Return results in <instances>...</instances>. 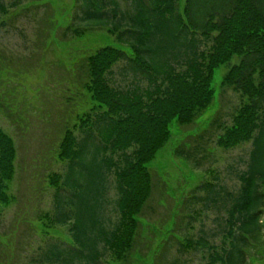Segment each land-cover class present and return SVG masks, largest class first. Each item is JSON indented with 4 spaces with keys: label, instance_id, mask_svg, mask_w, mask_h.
Instances as JSON below:
<instances>
[{
    "label": "trees",
    "instance_id": "obj_1",
    "mask_svg": "<svg viewBox=\"0 0 264 264\" xmlns=\"http://www.w3.org/2000/svg\"><path fill=\"white\" fill-rule=\"evenodd\" d=\"M182 2V5H181ZM64 33L107 29L131 55L101 47L79 62L81 87L93 107L64 128L57 158L66 162L61 178H51L53 226L69 225L71 245L51 242L29 258L30 264H102L109 256L123 263L131 255L142 213L151 197L148 164L167 144L170 127L191 125L212 103L214 70L229 65L222 86L237 94L239 107L231 125L221 127L216 145L228 150L251 141L245 170L229 193L204 183L192 194L198 202H215L224 214L217 236L228 239L222 255L207 264H247L250 240L261 234L264 209V0H74ZM4 0H0V14ZM210 43L206 51L202 46ZM131 77L126 86L111 83L113 68ZM74 132H78V137ZM195 150L185 146L173 155L199 165ZM116 156V160L114 157ZM16 151L0 129V203L7 204ZM114 177L117 213L113 226L104 222V196ZM225 194L221 196V194ZM186 241V242H185ZM180 253L191 249L189 240ZM201 246V247H200ZM211 250L205 239L193 245Z\"/></svg>",
    "mask_w": 264,
    "mask_h": 264
},
{
    "label": "rangeland",
    "instance_id": "obj_2",
    "mask_svg": "<svg viewBox=\"0 0 264 264\" xmlns=\"http://www.w3.org/2000/svg\"><path fill=\"white\" fill-rule=\"evenodd\" d=\"M182 5V2H181ZM74 0H4L0 14V129L16 151L13 178L7 183L8 203H0V264H30L29 258L51 242L71 245L67 226H53L50 182L60 176L66 162L57 158L64 128L93 107L83 91L79 62L101 47H113L131 55L107 29L84 30L82 36L64 33L74 13ZM204 44L202 51L208 50ZM229 65L214 70L213 103L189 126L172 124L170 138L148 164L151 197L142 213L134 249L126 262L107 256L102 264H207L209 254L222 255L229 241L217 236L224 214L219 198L198 202L204 196L194 190L206 183L232 193L238 189L236 175L245 170L251 141L224 150L216 145L221 127L231 125L239 107L237 94L222 86ZM113 68L112 85L126 86L130 76ZM78 137V132H74ZM198 152V167L173 155L178 146ZM116 160V156L114 157ZM104 196V222L113 226L117 213L114 177L109 175ZM264 193V188L261 190ZM225 194H221L223 196ZM49 216V218H48ZM261 234L250 240L247 264H264V209ZM205 239L212 249L194 244ZM189 240L184 253L179 244ZM186 242V241H185Z\"/></svg>",
    "mask_w": 264,
    "mask_h": 264
}]
</instances>
